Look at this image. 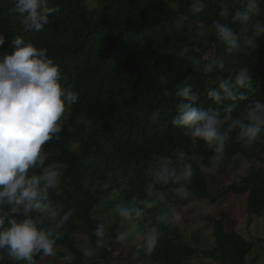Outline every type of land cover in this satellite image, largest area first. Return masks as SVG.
I'll return each mask as SVG.
<instances>
[{"label":"trees","instance_id":"16d2710c","mask_svg":"<svg viewBox=\"0 0 264 264\" xmlns=\"http://www.w3.org/2000/svg\"><path fill=\"white\" fill-rule=\"evenodd\" d=\"M88 1L48 0V6L58 11L42 30L23 31L14 0H0V35L5 37L0 55L11 51L12 39L20 35L46 48L61 66L64 86L78 93L76 103L66 110L61 133L43 146L44 167L63 165L59 187L50 191L49 200L62 214L71 213L57 229L60 238L55 245L72 253L71 264H103L85 259L76 246L78 232L87 235L106 264H112L115 243L135 236L136 247L133 252L129 249V257L136 256L141 264H193V256L207 254L218 264H248L255 245L264 239L253 241L238 230H228L219 217L212 222L211 249L189 246L166 207L191 197L215 203L227 193L247 191L248 224L254 216L264 215V168L252 165L264 156V132L246 143L233 129L223 159L213 168V150L202 140L193 143L184 127L171 122L180 103L189 102L175 95L183 86L192 87L195 103L202 109L223 113L232 107L233 118L246 123L248 109L264 103V39L257 40L256 48L245 45L240 38L244 26L234 19L245 4L240 0H93L90 9ZM198 3L204 5L201 12L193 10ZM259 7L260 14L247 21L249 26L264 20L263 1ZM224 11L227 15H221ZM216 24L229 27L241 47L228 51ZM213 61H222L224 67L206 73L205 65ZM241 67L249 69L252 80L250 89H237L244 100L217 103L208 97V91L218 90L222 80L231 78L236 87L234 78ZM229 123L221 131H227ZM178 150L185 152L193 167L187 198L177 196L179 185L156 183L148 175L161 157L175 161ZM236 168L240 170L233 173L235 182L213 195L211 176ZM150 188L156 195H149ZM149 199L151 207L141 203ZM121 207L141 208L143 214L125 220L118 212ZM2 211L6 213L8 206ZM52 223L45 219L41 226ZM101 228L111 235L110 248L98 244L96 233ZM0 264L26 262L13 260L7 249H0Z\"/></svg>","mask_w":264,"mask_h":264},{"label":"clouds","instance_id":"9594fccd","mask_svg":"<svg viewBox=\"0 0 264 264\" xmlns=\"http://www.w3.org/2000/svg\"><path fill=\"white\" fill-rule=\"evenodd\" d=\"M240 1L245 7L237 9L234 16L244 26L240 38L244 39L245 45L256 48L257 40L264 39V20H258L252 26L247 21L260 14L259 5L261 1L264 5V0ZM203 8L204 5L198 3L193 10L201 12ZM14 9L19 13L23 31L42 30L51 14L58 11L48 6V0H14ZM221 15H227V11ZM215 27L228 51L241 47L238 36L229 27L223 24H216ZM4 41L5 37L0 35V47ZM213 67L223 68L224 64L222 61L210 62L205 65L204 71L210 73ZM63 78L60 64L48 55V50L37 47L20 35L12 39L11 51L0 55V249H7L13 260L26 264H34L37 253L53 254L56 240L60 238L57 229L62 228L71 215L70 212L62 214L61 209L53 207L49 200L50 191L59 187L63 165L49 164L44 167L47 157L43 152L46 142L61 133L66 110L78 100V93L65 87ZM234 79L236 87L231 78L222 80L218 90L208 91V97L217 103L237 98L244 100V93L237 89L251 88L249 69L241 67ZM175 95L189 102L180 103L172 124L184 127L185 135L193 143L202 140L213 150L214 155L210 157L213 168L218 167L223 159L225 145L233 129L239 130L237 138L246 143L257 140L264 132V103L256 102L248 109L246 123L233 118L232 107L221 113L197 106V95L190 85L179 87ZM156 115L153 113L154 117ZM226 122H230L227 131H221ZM37 168H40L38 174H30V170ZM148 175L156 183L179 185L175 192L180 198H187L190 194L187 184L193 176V167L187 162L183 150H178L175 161L170 157H161L148 170ZM243 193L248 194L247 191ZM149 195L156 193L150 188ZM141 203L151 207L153 202L149 199ZM4 205L8 206L6 213L2 211ZM118 212L125 220L143 214V210L137 207H121ZM32 213L39 215L33 216ZM179 218L177 214L176 219ZM45 219L53 223L42 227ZM96 235L103 237V228Z\"/></svg>","mask_w":264,"mask_h":264},{"label":"rangeland","instance_id":"374dc122","mask_svg":"<svg viewBox=\"0 0 264 264\" xmlns=\"http://www.w3.org/2000/svg\"><path fill=\"white\" fill-rule=\"evenodd\" d=\"M88 7L92 9L94 7L93 0L87 2ZM212 51V48L208 49V53ZM259 155V154H258ZM254 166L264 168V159L261 160V156L253 162ZM238 168L230 170L221 176L216 171L211 176L212 187L210 189L213 195H218L230 182L235 181L234 174L238 172ZM246 193L238 194L235 192L227 193L223 200H218L215 203H210L205 199H198L191 197L185 202H180L178 205H172L167 203L166 207L171 208L173 220L179 225V228L186 235V242L198 246L201 249H210L212 247V222L215 218L223 217L225 219V228L238 230L251 240H256L258 237L264 239V215L254 216L252 222L248 224L246 219L248 218L246 213ZM179 214V219H176ZM104 215V214H103ZM175 217V219H174ZM127 230L125 231V233ZM123 233L122 235H125ZM110 237L107 231L104 232V236L100 237L98 244L103 247L110 246ZM74 238L76 246L85 255V259L88 261L97 260L103 264H106L100 252L91 246L90 241L86 234L81 232L75 233ZM135 236L131 241L125 240L121 243H115L116 249L112 253V264L116 262L122 264H141L140 260L136 256L129 257V249L132 248V252L136 247L134 241ZM256 249L250 254L247 261L248 264H264V242L257 243ZM110 248V247H108ZM193 264H218L217 261L208 254L207 257L193 256ZM22 262V261H18ZM71 264L72 253L61 246L54 245V252L52 255H45L40 253L34 264Z\"/></svg>","mask_w":264,"mask_h":264}]
</instances>
